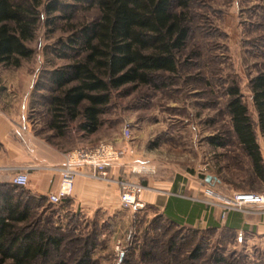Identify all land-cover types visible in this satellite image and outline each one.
Masks as SVG:
<instances>
[{"label":"rangeland","instance_id":"374dc122","mask_svg":"<svg viewBox=\"0 0 264 264\" xmlns=\"http://www.w3.org/2000/svg\"><path fill=\"white\" fill-rule=\"evenodd\" d=\"M191 12L192 29L177 73H159L154 83L113 89L92 133L79 128V117L57 133L49 125L43 96L50 94L47 72L75 58L65 44L80 24L91 21L98 12L94 7L80 6L69 19L61 17L68 16L65 12L56 11L54 18L42 12L28 43L33 49L31 57L19 67L0 65V110L13 124L11 143L28 156L35 152L49 157L62 154L63 161L67 152L104 142L124 150L122 165L128 169L119 170L120 177L135 176L142 184L153 180L159 185L181 177L202 188L206 176L215 175L223 188L231 185L238 191H254L249 163L237 146L225 109V88L231 82L238 84L258 133L249 80L257 70L264 71V0H193ZM212 137L224 145H214ZM6 155L0 145V160ZM16 162L0 167V183H12L19 169ZM41 163L45 162L33 160L22 167ZM158 184L147 187L178 198L175 194L200 197L205 190L174 192L160 189ZM213 189L231 194L219 187ZM156 213L147 206L131 212L120 203L113 213L85 210L75 204L60 210L38 207V227L58 235L62 243L58 250L50 248L48 256L38 258L35 264H50L56 258L72 260L87 240L93 246V264H120L126 259L136 264L207 263L210 251L194 261L187 259L191 239L181 244L177 239L174 252L167 253L168 234L173 230L151 222ZM146 251L150 255L144 257Z\"/></svg>","mask_w":264,"mask_h":264},{"label":"trees","instance_id":"16d2710c","mask_svg":"<svg viewBox=\"0 0 264 264\" xmlns=\"http://www.w3.org/2000/svg\"><path fill=\"white\" fill-rule=\"evenodd\" d=\"M192 1L0 0V65L19 67L31 57L33 49L28 43L42 12L50 18L56 17L53 14L56 11L65 12L68 16L61 17L69 19L80 6L94 7L97 16L80 24L64 46L74 51L75 58L47 72L50 94L43 96L48 104L49 125L57 133H62L65 124L77 117L79 128L92 133L100 124V115L113 89L126 84H151L159 73L167 76L177 73L181 52L192 29ZM249 87L258 133L236 82L225 88V109L237 146L249 163L250 174L253 179L264 180L258 144L259 137L264 141V71L257 70L249 80ZM211 142L224 145L216 137ZM26 186L0 183V264H35L38 258L48 256L50 248L58 250L62 243V238L48 232L46 227H38L35 210L41 206L50 210L66 208L70 196L53 204L47 201L48 195H33ZM151 222H160L173 230L168 234L167 253L174 252L177 239L179 244L191 239L188 260L194 261L210 251L205 264L231 262L222 257L217 246L210 250L207 232L179 226L169 216L158 213ZM84 242L85 247L72 260L56 258L50 264H93L92 243ZM148 255L149 251L143 252L144 257ZM120 264L136 263L126 259Z\"/></svg>","mask_w":264,"mask_h":264},{"label":"crops","instance_id":"0c3cea01","mask_svg":"<svg viewBox=\"0 0 264 264\" xmlns=\"http://www.w3.org/2000/svg\"><path fill=\"white\" fill-rule=\"evenodd\" d=\"M11 119L0 110V145L4 147L7 155L0 160L3 164L0 167L10 166L11 161H17L16 167L33 162V160L45 162L43 164L57 165L62 162V154L49 157L47 154H37L35 152L28 156L22 148L11 143L10 134L12 131ZM260 153L264 163V141L258 138ZM248 162V161H247ZM127 167L112 168L110 175L115 176L119 170L127 171ZM209 181L201 187H194L178 178L172 182L161 181L160 185L153 180L144 182L146 186L158 184L160 189H170L174 192L193 189L194 192H202L205 185L221 188L226 193L238 191L231 185L221 187L219 179L215 175H210ZM152 182V183H151ZM254 191L264 189V180L254 177ZM59 175L51 170H31L29 173V183L26 188L36 196H47L58 188ZM192 192L193 194H196ZM119 196L117 185L112 181L92 180L78 176L74 180L73 191L70 196V205H76L85 210H114L119 209ZM145 206L156 210L158 214L169 216L175 220L179 226L191 227L208 233L209 246H217L222 257L230 259L232 264H264V205L254 206L258 212L242 213L239 211H229L224 217L221 210L216 207H207L197 202L178 198L165 192H158L146 189L142 193ZM48 201V200H47Z\"/></svg>","mask_w":264,"mask_h":264},{"label":"built area","instance_id":"2783aa9c","mask_svg":"<svg viewBox=\"0 0 264 264\" xmlns=\"http://www.w3.org/2000/svg\"><path fill=\"white\" fill-rule=\"evenodd\" d=\"M126 132V138H128V129H126ZM123 152L124 150L121 147L101 142L92 148H78L67 152L63 161L57 165L41 163L38 166L18 167L19 169L11 181L13 184L26 186L29 183L30 170L39 169L56 172L59 175L58 188L48 194V201L53 204L71 196L74 180L78 176L92 180L112 181L118 188L120 207L131 212H137L145 207L142 193L149 188L139 180L132 179L129 176L110 175L112 168L120 167L123 164ZM131 172L133 173L135 170L132 169ZM175 195L203 203L209 207H217L221 210L222 217L232 210L246 214L258 212L253 207L264 205V190L260 192L235 191L226 195L207 186L200 197Z\"/></svg>","mask_w":264,"mask_h":264},{"label":"water","instance_id":"95a60500","mask_svg":"<svg viewBox=\"0 0 264 264\" xmlns=\"http://www.w3.org/2000/svg\"><path fill=\"white\" fill-rule=\"evenodd\" d=\"M210 177H211L210 175H207L206 178H205V180L206 181H209Z\"/></svg>","mask_w":264,"mask_h":264}]
</instances>
